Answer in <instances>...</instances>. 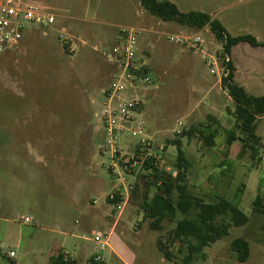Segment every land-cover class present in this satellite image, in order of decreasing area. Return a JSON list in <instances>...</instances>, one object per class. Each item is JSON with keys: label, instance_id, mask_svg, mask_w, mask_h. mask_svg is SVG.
<instances>
[{"label": "rangeland", "instance_id": "obj_1", "mask_svg": "<svg viewBox=\"0 0 264 264\" xmlns=\"http://www.w3.org/2000/svg\"><path fill=\"white\" fill-rule=\"evenodd\" d=\"M44 1L58 16L56 25L48 30L30 25L19 47L0 59V128H19L15 131L17 139L30 142L31 154L42 156L47 218L42 219L41 212L19 210L11 224L0 223V264H51L60 253L71 264H92L97 256L104 259L102 264H122L118 255L109 248L100 250L94 241L97 235L105 239L111 225L84 227L79 215L82 201H75L84 198L91 213L113 211V220L118 218L107 197L120 181L110 171V155L101 150L106 139L103 91L116 76V67L104 53L115 44L119 26L144 31L139 35L138 59L148 65L153 81L123 96L143 104L132 126H143L156 150L163 153L166 167L172 168L177 157V147L171 142L180 139L191 163L186 180L193 194L208 202L225 197L249 218L247 225L232 227L227 237L198 254L193 264H241L230 249L237 238H245L250 244L251 257L245 264H264V216L254 211L257 194L264 193V119L257 128L262 138V161L255 165L248 155L240 158L241 142L227 147L228 132L236 124L232 115L235 103L222 87L223 45L210 27L193 30L163 22L136 0ZM176 5L184 13L199 11L214 17L232 37L252 35L264 42V0H180ZM192 33H201L203 51L209 57L188 45L172 44L167 38ZM61 35L64 39L59 38ZM64 40H71L67 49ZM232 56L238 69L235 82L252 96H264V48L241 43L233 48ZM213 58L220 76L211 74L209 62ZM209 115L220 123L212 127L219 128L214 147L207 146L203 136ZM194 128L199 131L191 137L182 136ZM136 143L122 137L119 148L128 151ZM128 181L136 184L139 179ZM49 190L86 191L84 197L63 195L60 203ZM144 192L141 185L139 192L131 194L119 215L116 235L135 253L136 264H173L164 260L157 242H165L174 225L166 222L162 231L151 227V220L141 209ZM155 192L151 188L149 196ZM25 198L33 197L28 194ZM60 214L62 221L55 218ZM26 216L31 218L30 224L24 222ZM11 250L16 252L14 259L6 256ZM173 251L176 260L182 262L177 246Z\"/></svg>", "mask_w": 264, "mask_h": 264}, {"label": "trees", "instance_id": "obj_2", "mask_svg": "<svg viewBox=\"0 0 264 264\" xmlns=\"http://www.w3.org/2000/svg\"><path fill=\"white\" fill-rule=\"evenodd\" d=\"M152 16L163 22H175L181 26L193 30H201L210 27L216 39L223 45L220 54L223 59V67L226 75L222 78V87L235 103L233 118L235 129L228 132L227 147L230 149L235 142H241L239 156H249L253 164H259L262 159L260 150L262 138L257 134L259 121L264 119V96L255 97L246 89L235 82L236 69L230 60L232 50L241 43H247L253 48H264V42L258 41L252 35L232 37L219 20L212 19L210 15L192 11L182 12L178 6L168 0H136ZM68 48V44H65ZM229 58L227 62L226 59ZM149 72V70H147ZM213 124L219 125L218 119L208 116V124L203 125L205 131L204 142L207 146H215V138L219 135V128L212 130ZM199 130L195 128L189 132H183L182 136L191 137ZM171 144L177 147V157L173 165V173H166L159 167L153 168L150 180L146 176L138 177L134 192H139L141 185L145 187L141 209L144 217L151 220L150 225L155 230H164L166 222L174 227L168 232L166 241L159 239L158 250L165 260L173 264H193L197 255L203 253L206 248L215 245L229 235L232 227H242L248 224L249 218L233 201L220 197L217 201L208 202L193 194L187 183V174L191 163L186 155L180 139H175ZM160 183V184H158ZM155 188V194L150 197L149 190ZM254 211L264 216V193L259 192L254 200ZM264 233V224L262 226ZM178 247V253L183 255L182 262L176 260L173 251ZM237 261L245 264L250 260L251 248L245 238H237L230 245ZM92 264H102L91 260ZM51 264H71L60 253ZM74 264V263H72Z\"/></svg>", "mask_w": 264, "mask_h": 264}, {"label": "built area", "instance_id": "obj_3", "mask_svg": "<svg viewBox=\"0 0 264 264\" xmlns=\"http://www.w3.org/2000/svg\"><path fill=\"white\" fill-rule=\"evenodd\" d=\"M57 18L44 0H0V59L18 48L30 25L48 30L56 25ZM143 32L132 26L117 27L115 44L104 53L108 62L116 67V76L109 88L103 91L106 102L102 105V118L106 139L101 153L110 155L112 160L110 171L120 181V185L107 197L108 204L114 206L117 216L124 211L135 189V182H129L128 178L146 176L152 180L150 174L153 168L159 167L166 173H172L173 170L163 165V153L156 150L154 142L146 135L143 126L139 128L132 126L136 119L135 114L143 106L142 102L123 98L125 94L135 92L141 85L153 84L147 72L148 65L138 59L139 35ZM200 34L167 35V38L172 44L188 45L190 49L207 57L203 51L205 40ZM59 38L64 39L62 35ZM64 41L65 44L71 42ZM70 51L75 52L72 44ZM213 59V62H209L211 74L220 76L218 63L215 58ZM226 61L228 62L229 58ZM222 70L225 76V68ZM122 137L127 140L135 139L137 143L129 146L128 151H124L119 148ZM31 221L30 218L24 219L26 224H30ZM94 241L100 250H105L109 246L108 236L103 239L97 235ZM6 256L14 259L16 252L11 250ZM94 261L103 262V259L97 256Z\"/></svg>", "mask_w": 264, "mask_h": 264}, {"label": "crops", "instance_id": "obj_4", "mask_svg": "<svg viewBox=\"0 0 264 264\" xmlns=\"http://www.w3.org/2000/svg\"><path fill=\"white\" fill-rule=\"evenodd\" d=\"M171 2H176L178 4L180 0ZM211 18L214 19L212 16ZM229 58L236 69V74L238 69L234 64L232 53ZM24 127H20L22 132H24ZM18 129L12 126L0 128V223L6 224H11V218H13L15 213L19 210L41 212L39 214L42 219L47 218L48 193L46 188L47 177L45 166L43 165L44 161L41 160V155L35 156L31 154V150H29L30 142H21L17 139L15 131L19 132ZM18 147H22L24 150L21 151ZM84 191L86 190H49L51 196H55V198L58 199L56 202L59 201L60 203L63 195H80L84 197ZM28 194L33 198L26 199L25 197ZM75 201H77L76 203L82 201L80 205L82 204L83 208L81 212H79L82 225L84 227L99 224L106 226L111 225L109 233L105 234V236L109 238V246L107 248H109L114 255H118V259L122 264H136L138 258L135 253L116 235V228L120 216L114 221L115 215L113 211L112 214H108L105 211H95L91 213L92 208L86 207L84 198H78ZM57 208L58 207L55 205L54 210L56 211ZM58 210H62V207L59 206ZM25 218L29 217L26 216L24 219ZM55 218L62 221L61 214ZM112 222L113 224H111Z\"/></svg>", "mask_w": 264, "mask_h": 264}]
</instances>
